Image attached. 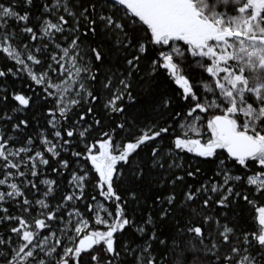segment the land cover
<instances>
[{"label": "snow or ice", "instance_id": "1", "mask_svg": "<svg viewBox=\"0 0 264 264\" xmlns=\"http://www.w3.org/2000/svg\"><path fill=\"white\" fill-rule=\"evenodd\" d=\"M0 264H264V0H0Z\"/></svg>", "mask_w": 264, "mask_h": 264}]
</instances>
